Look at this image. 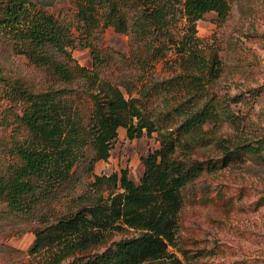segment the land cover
Returning a JSON list of instances; mask_svg holds the SVG:
<instances>
[{"label":"trees","instance_id":"1","mask_svg":"<svg viewBox=\"0 0 264 264\" xmlns=\"http://www.w3.org/2000/svg\"><path fill=\"white\" fill-rule=\"evenodd\" d=\"M75 1L76 12L69 21L49 12L51 3L46 0H0V46L24 55L47 80L41 88L22 77L0 75L22 132L6 147L0 145L13 157L0 171V202L15 217H37L47 223L45 215L37 213L39 205L76 189L83 175L94 176V193L82 195L75 212L35 230L31 252L59 244L60 252L45 264H62L71 256L66 264H145L165 258L183 264L168 251L176 238L182 189L204 174L246 159L264 164V129L255 126L250 113L264 94V84L247 86L237 94L223 92L216 83L222 63L217 55L206 56L196 35L197 22L207 13L225 19L231 0ZM177 10L188 21L187 34L176 47L185 69L161 83L182 84L187 93L167 102L160 115L175 123L159 131L141 99L133 96L127 72L115 75L108 70L113 63L124 69L132 62L144 69L165 57L170 47L162 38L175 41L169 27ZM101 20L131 35L130 57L97 46ZM87 47L92 68L81 65L71 52ZM85 98L92 103L89 114L78 104ZM208 123L213 127L207 129ZM227 124L237 131L233 138L221 133ZM121 128L131 140L158 132L161 147L142 159L145 171L139 182L127 169L110 175L94 172L97 162L110 157ZM198 151L207 152L205 158H188ZM104 190H109L106 197ZM125 228L140 233L103 252L91 251L105 240L104 231Z\"/></svg>","mask_w":264,"mask_h":264},{"label":"rangeland","instance_id":"2","mask_svg":"<svg viewBox=\"0 0 264 264\" xmlns=\"http://www.w3.org/2000/svg\"><path fill=\"white\" fill-rule=\"evenodd\" d=\"M46 1L51 3L48 11L55 16H64L69 21L74 18L75 0ZM100 28L101 39L96 40L97 46L113 48L127 57L131 56L133 45L129 33H120L113 26H105L104 20H101ZM169 28L175 41L162 38L170 47L165 57L144 69L132 62L124 69L113 63L108 70L109 74L115 75L127 72L133 96L141 99L159 131H164L165 127L172 128L175 123L172 119L163 121L160 115V112L167 110V102H175L187 93L182 84L169 87L161 83L183 73L185 69L183 60L176 52L177 45L188 30V21L180 10H177ZM196 35L200 49L206 56L217 55L222 63L223 72L216 83L223 92L237 94L247 86L264 84V0H231L229 15L221 19L215 12L207 13L197 22ZM71 52L81 65L92 68V51L89 47L73 48ZM1 74L31 80L41 88L47 83L43 70L35 67L24 55H18L11 47L3 45L0 46ZM8 89L5 82L0 81V145L3 148L22 135L11 110L13 103L8 98ZM78 104L85 114L90 113L92 103L88 98ZM234 107L238 110V106ZM250 113L255 126L264 129V94ZM212 127V123L206 124L207 129ZM221 133L233 138L237 131L227 124ZM160 147L158 132L131 140L126 130L121 128L110 157L97 162L94 172L97 175H110L127 169L130 178L139 182L145 171L142 159ZM177 153H181V149L177 148ZM206 153L198 151L187 156L191 160L203 159ZM12 158L0 148V171L6 170ZM93 180L94 176L83 175L76 189L65 190L39 205L37 213L44 214L47 223L37 217H15L6 212L7 205L1 201L0 264H45L59 253V244L38 253L31 252L36 240L35 230L75 212L80 197L94 193ZM108 191H103L105 197ZM182 196L183 207L177 222L175 242L168 247L172 257L179 258L183 264H264V164L246 159L239 165L233 164L215 173L204 174L187 184L182 189ZM104 233L105 240L91 248L93 253L103 252L116 241L138 235L140 231L125 228L106 230ZM72 239L76 241L79 238ZM73 258H67L62 264ZM145 264L173 263L170 258H165Z\"/></svg>","mask_w":264,"mask_h":264}]
</instances>
